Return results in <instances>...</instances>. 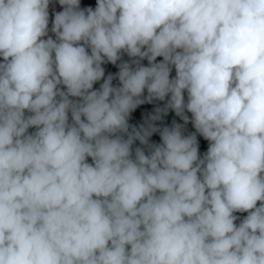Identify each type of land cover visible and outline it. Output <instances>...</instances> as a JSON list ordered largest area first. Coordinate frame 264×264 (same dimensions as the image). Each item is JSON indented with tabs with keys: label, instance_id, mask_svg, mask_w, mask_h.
<instances>
[{
	"label": "clouds",
	"instance_id": "obj_1",
	"mask_svg": "<svg viewBox=\"0 0 264 264\" xmlns=\"http://www.w3.org/2000/svg\"><path fill=\"white\" fill-rule=\"evenodd\" d=\"M50 2L0 0V264H264V0Z\"/></svg>",
	"mask_w": 264,
	"mask_h": 264
},
{
	"label": "crops",
	"instance_id": "obj_2",
	"mask_svg": "<svg viewBox=\"0 0 264 264\" xmlns=\"http://www.w3.org/2000/svg\"><path fill=\"white\" fill-rule=\"evenodd\" d=\"M80 7L81 9H85L87 7H92L93 9H95L96 7V0H80ZM63 10V6L59 5L58 3V0H51L50 2V5H49V29H51V26H52V19L54 18V14L56 12H60ZM49 35L53 36V38H55L54 34L51 33V31H49ZM130 58L124 54L122 56V60L123 61H128ZM162 60V57H158L157 58V62L161 61ZM121 61H118L117 62V65H113L111 63H106L104 65H102V67H104L105 69V78L109 75V74H112L115 76L116 73H118L119 71V68H118V64L120 63ZM141 63L144 65V66H148V61L145 59L143 61H141ZM172 76L175 75V70L173 71V73H171ZM103 83V79L97 83L94 84L93 86V90H96V89H99L100 87V84ZM113 86H119V81L118 79H114L113 80ZM144 95L146 96L147 95V91L145 90V93ZM186 96V94H185ZM75 99V98H73ZM166 101H153L152 103H145L143 105H140L130 116V119H129V124L131 125H136L137 127H139L141 124L143 123H139V120L142 118H145V119H149L151 115L154 114V110L156 107H163L164 103ZM26 115H28V113H26ZM190 113H189V117H190ZM71 119V117H70ZM176 122V123H180V124H183L184 122L175 115V113L173 111H169L168 114L166 116H163L162 117V120L160 121H156V125L157 126H160L161 124H164V123H167L168 122V125L166 127H171L173 122ZM35 131V128H30L29 129V133H32ZM195 132V129L192 125L191 122H189L187 125L184 126V130H183V133L184 135H188L190 133H194ZM158 140H160V135L159 133H154L153 134ZM197 140H198V143H199V153L201 155V157L203 156L204 153H206L207 149H208V141L204 140L203 137L199 136V134H197ZM150 143H152V141H150ZM136 147H144L142 145H140L139 141H136L134 142V145H133V150L136 148ZM146 154H147V150H146ZM89 163H92V160L91 158L89 157L88 158V161ZM259 204V202H258ZM236 216L239 217V219L236 221V224L237 226L239 225L240 222H242V220L244 219V217L247 216V213L244 212V213H236Z\"/></svg>",
	"mask_w": 264,
	"mask_h": 264
},
{
	"label": "rangeland",
	"instance_id": "obj_3",
	"mask_svg": "<svg viewBox=\"0 0 264 264\" xmlns=\"http://www.w3.org/2000/svg\"><path fill=\"white\" fill-rule=\"evenodd\" d=\"M173 71H174V69H173ZM173 71H172V73H173ZM186 114L189 115V113H186ZM167 125H168V122L167 123H164V124H161L158 127L163 128V127H166ZM150 141H152V143H154V144L161 143V140H158L154 135L150 138ZM234 215H236V213H234ZM235 223H236V221H235Z\"/></svg>",
	"mask_w": 264,
	"mask_h": 264
},
{
	"label": "trees",
	"instance_id": "obj_4",
	"mask_svg": "<svg viewBox=\"0 0 264 264\" xmlns=\"http://www.w3.org/2000/svg\"><path fill=\"white\" fill-rule=\"evenodd\" d=\"M146 121H148V119H145V118H141L140 120H139V123H143V124H145L146 123Z\"/></svg>",
	"mask_w": 264,
	"mask_h": 264
}]
</instances>
